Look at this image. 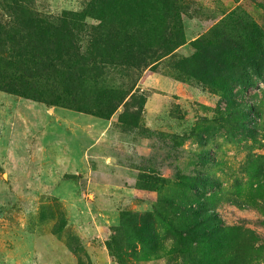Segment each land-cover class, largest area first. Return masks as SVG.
Listing matches in <instances>:
<instances>
[{"label": "rangeland", "instance_id": "obj_1", "mask_svg": "<svg viewBox=\"0 0 264 264\" xmlns=\"http://www.w3.org/2000/svg\"><path fill=\"white\" fill-rule=\"evenodd\" d=\"M263 121L264 0H0V264H264Z\"/></svg>", "mask_w": 264, "mask_h": 264}, {"label": "trees", "instance_id": "obj_2", "mask_svg": "<svg viewBox=\"0 0 264 264\" xmlns=\"http://www.w3.org/2000/svg\"><path fill=\"white\" fill-rule=\"evenodd\" d=\"M35 96L39 100L44 101V99L39 94H35ZM250 110L253 113H257L255 107L250 108ZM247 115L248 114L243 111V107H230L226 110L223 115L220 116V123L221 125H226V127L228 126L232 129H245L246 127L247 129L254 128V126L249 127L248 125L246 126L244 124L248 117ZM255 136L256 135H254L252 138H255ZM252 143H254V139ZM258 147H260V144ZM249 157L251 159L252 155L249 154ZM250 159L248 158V161ZM202 161L206 162L205 156H203ZM262 166L263 165L259 163L257 169H254L252 171V177H254L255 180L259 179L258 181H261L262 183H256L255 189L257 190L264 189L263 180L261 179V177L264 176ZM196 202L200 205L198 209L199 211L190 208L189 210L190 212H193V214L187 216V224L185 223V221L183 222V226L185 227L184 232L186 234V238L189 241H194V243L202 245L203 247V252L197 254L196 256L204 260L205 256H209L212 252L216 251L215 256L216 259H218L219 264H244V260L240 255V246L248 238H253L257 234L251 231V229L246 228V226L242 223L225 225L218 214H213L208 211L206 205L200 202L199 200H195V203ZM257 207L261 209V214L262 216H264V206L260 207V205L257 204ZM242 231L245 232L240 235V232ZM248 234L250 236H248ZM179 237L183 241V238H181V236ZM188 245L190 246L191 243H188ZM263 245L260 248H262ZM224 256L225 258L223 259V261L219 260Z\"/></svg>", "mask_w": 264, "mask_h": 264}]
</instances>
